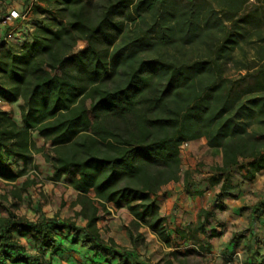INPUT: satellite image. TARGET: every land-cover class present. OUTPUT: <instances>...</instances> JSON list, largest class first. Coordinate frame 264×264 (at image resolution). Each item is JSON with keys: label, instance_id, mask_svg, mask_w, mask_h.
Here are the masks:
<instances>
[{"label": "trees", "instance_id": "1", "mask_svg": "<svg viewBox=\"0 0 264 264\" xmlns=\"http://www.w3.org/2000/svg\"><path fill=\"white\" fill-rule=\"evenodd\" d=\"M11 1L0 0V19ZM248 2L32 5L15 38L0 40V99L22 101L18 121L0 108V181L8 187L0 191V264L67 262V242L85 248L91 264H149L103 238L97 221L108 204L125 208L132 242L146 227L170 247L159 192L182 181L186 192L202 193L193 190V172L182 170L180 147L204 138L221 155L204 178L219 188L213 209H200L187 231L176 229L191 245L172 249L162 263L202 264L208 240L218 235L207 230L210 218L234 197L233 171L245 169L240 178L251 181L264 170V7ZM80 40L86 45L77 49ZM33 154L51 166L49 180L68 177L79 206L74 218L14 212L24 195L31 203Z\"/></svg>", "mask_w": 264, "mask_h": 264}, {"label": "crops", "instance_id": "2", "mask_svg": "<svg viewBox=\"0 0 264 264\" xmlns=\"http://www.w3.org/2000/svg\"><path fill=\"white\" fill-rule=\"evenodd\" d=\"M15 5V0H12L9 7H14ZM19 104H22L19 98L14 100L0 99V108L11 111L16 121L19 120ZM13 105L17 107L16 110ZM32 138L37 146L44 144L43 138L38 136L36 132L32 133ZM199 142L205 143L204 138L191 141L189 143L190 148L196 149L195 146ZM187 154L189 155V153ZM33 159L40 171L44 170L48 176L52 175L51 166L45 162L40 154H33ZM203 160L205 163H208L205 168L208 172L210 166L221 163V155H213L210 152ZM188 161L190 166H186V170L195 169L197 165L195 164L196 162H193V157H189ZM182 163L183 160L181 157V166ZM245 172V169L240 172L236 170L233 171V183L236 187L232 193L235 196L225 198L224 208L222 210H215L213 216L210 218V224L207 230L215 229L218 235L208 240L211 246L209 251L204 253L202 264H264V215L255 218L251 213V211L257 207L256 204L264 203V170L257 173L255 178L251 181L240 178V175ZM208 174L209 173L205 174L204 178ZM193 177L195 179V172L193 173ZM60 181L62 182L63 178ZM60 181L55 183L59 184ZM198 181L199 180L195 181L196 183H194L193 190H202L201 194L186 192L182 181L169 182L164 185L159 192L158 204L160 206V212L165 216L168 225L169 236L171 238L170 247H166L160 243L146 227H140L139 229V233L144 236L145 240L156 241L163 250L168 251L167 256L161 259V264L170 258V251L172 249H184L191 245V241L181 238L176 232V229L180 228L187 231L188 224L196 221L200 209H213L215 194L219 190L218 186H211L205 179L202 180L201 183H197ZM68 188L70 187L68 186ZM107 208L111 213L110 216L106 218L108 227L106 229L107 236L105 239L108 237L113 238L119 248H125L136 255L137 250L135 247L137 241L135 243L132 242L127 231V226L118 219V217L129 218L127 210L125 208L116 209L111 204H108ZM76 210H79V207L76 208ZM39 213H43L46 216L54 215V212H50V208L47 210L40 202H37L34 205V218L31 217L29 219L35 220ZM58 217L62 219L63 216L59 215ZM102 219L103 217L101 216L97 221L98 227H100L99 223L103 221ZM84 222L85 220L81 219L79 225H83ZM99 230L102 235V230L100 228ZM200 237L203 238L204 235L200 234ZM256 237L260 240L258 245L253 244ZM21 241L25 242V237H22ZM26 247L28 248V245H26ZM150 251L151 250H148L147 253ZM80 253L81 252L77 249L70 251L69 255H67L68 253L66 254L69 261L57 262V264H91V262L83 258ZM173 264L176 263L174 262Z\"/></svg>", "mask_w": 264, "mask_h": 264}, {"label": "rangeland", "instance_id": "3", "mask_svg": "<svg viewBox=\"0 0 264 264\" xmlns=\"http://www.w3.org/2000/svg\"><path fill=\"white\" fill-rule=\"evenodd\" d=\"M249 2L247 5L251 7L252 5H257L259 7H264V0H248ZM15 6L10 7V8H15V9H21L23 7V0H15ZM18 5V7H17ZM20 5V6H19ZM1 32V28H0ZM86 42L83 40L78 41L77 43V49H81L85 47ZM14 109L16 110L17 107L15 105ZM206 142L205 143H198L195 147L196 149H191L189 144L187 148L184 150L182 153V170H186V166L189 165L188 158L193 157V162H196L195 164L197 165L195 169H188L191 170L193 173H196L195 181L201 180L204 178V175L209 173L210 169L207 170L205 169L208 163L204 162V157L210 154V150L206 147ZM189 153V155L187 154ZM41 155V154H40ZM42 156V155H41ZM200 168V169H199ZM31 176H34L37 180V183L35 185H32L31 187L28 188L27 190V198H30L31 203H27V200H25L26 195H24V199L22 201L18 202V207L14 208V212H16L19 215H23L27 218H34L33 211H34V205L37 202H40V204L44 208H50V212H54V214H58L63 216L62 219L66 218H74V213L77 211L76 208H78V205H74L73 202L76 198V193L72 191L70 188L67 186V181L68 177L63 178V181L59 184H56L54 181L49 180V177L45 171H40L38 168L37 170H30L29 171ZM203 174V175H202ZM194 178V177H193ZM19 183V181H18ZM7 185L3 182L0 181V191H5L7 190ZM235 196V195H234ZM35 202V203H34ZM257 207L251 211L253 216L255 218H258L262 215H264V203L261 204H256ZM56 210V211H54ZM109 211V210H108ZM110 211L109 213H104L102 212V217L103 221L100 222L99 228L102 230V235L104 238H106V229H107V224H106V218L110 216ZM129 215V213H128ZM131 216L129 215V218H121L120 221L126 226L129 225ZM81 218L76 219V223L80 224ZM124 225V226H125ZM140 229V228H139ZM139 229L137 232H139ZM136 232V231H135ZM258 239V237H257ZM29 246V245H28ZM31 249V247L29 246ZM68 248L69 251H66L68 254H70V251H74L75 249L79 248L78 245L75 243L67 242L66 249ZM135 249L137 250L136 257L143 261V262H149L150 264H161L160 261L161 259L165 258L167 256L168 251L163 250L162 247L158 242H153L150 240H145L144 236L142 238H139L136 243ZM85 248H80L79 252L80 254L83 255ZM148 250H151L149 253ZM66 253V254H67ZM72 256V255H71ZM194 260V259H192ZM198 260V259H196ZM115 264V263H113Z\"/></svg>", "mask_w": 264, "mask_h": 264}, {"label": "built area", "instance_id": "4", "mask_svg": "<svg viewBox=\"0 0 264 264\" xmlns=\"http://www.w3.org/2000/svg\"><path fill=\"white\" fill-rule=\"evenodd\" d=\"M37 0L30 2L23 9L10 8L0 19V40L11 41L18 34V30L24 22L30 17L32 5ZM188 142L182 143L180 150L181 155L188 146Z\"/></svg>", "mask_w": 264, "mask_h": 264}]
</instances>
